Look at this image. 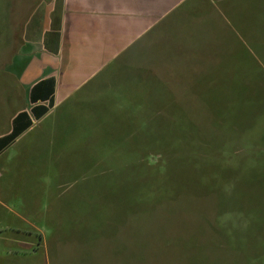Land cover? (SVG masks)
<instances>
[{
    "label": "rangeland",
    "instance_id": "374dc122",
    "mask_svg": "<svg viewBox=\"0 0 264 264\" xmlns=\"http://www.w3.org/2000/svg\"><path fill=\"white\" fill-rule=\"evenodd\" d=\"M26 2L0 0V134L25 102ZM220 4L219 62L162 95L151 128L130 132L127 101L103 116L73 96L0 152V264H235L264 248V0Z\"/></svg>",
    "mask_w": 264,
    "mask_h": 264
},
{
    "label": "crops",
    "instance_id": "0c3cea01",
    "mask_svg": "<svg viewBox=\"0 0 264 264\" xmlns=\"http://www.w3.org/2000/svg\"><path fill=\"white\" fill-rule=\"evenodd\" d=\"M26 3L29 8L20 29L22 57H17L23 62L17 82L23 88L25 102L13 113L8 131L0 137L10 132L12 120L20 112L25 113L21 122L29 119L30 125L15 140L73 96L80 103L94 98L106 102L108 96L111 101L127 102H159L162 95L169 99L178 90L188 91L193 84H203L204 66L219 62V46L209 42L216 38L219 41V34L210 26L216 23L219 33L223 22L220 0ZM208 3L212 4L210 9ZM211 52L217 54L215 60ZM48 78L53 79L51 106L46 97L36 95L34 101L30 98L31 88ZM103 80L106 83L102 84ZM47 87L40 86L35 93L43 94ZM39 105L48 109L35 118L31 108ZM263 243L261 239L256 245ZM244 251L248 252L235 264H264V248L258 250L247 244Z\"/></svg>",
    "mask_w": 264,
    "mask_h": 264
},
{
    "label": "trees",
    "instance_id": "16d2710c",
    "mask_svg": "<svg viewBox=\"0 0 264 264\" xmlns=\"http://www.w3.org/2000/svg\"><path fill=\"white\" fill-rule=\"evenodd\" d=\"M47 85L48 89L45 93L41 94V93H35L36 88H40V86H45ZM52 87H53V79L52 78H48L45 80H42L40 82H38L36 85H34L31 88V92H30V98L33 99L32 101H34V97L36 98V95H40L41 97H46L49 99L48 101V106L52 105V100L49 97V95L52 92ZM44 88V87H43ZM110 97L108 96L106 102H99V105H103V108H99V110L101 111L102 115L104 116V114H108L109 112H111V110L113 108H115L116 106V102H118V100H113L111 101L109 99ZM130 103V105L128 106V109L130 111V116H129V124L128 126L131 128L130 132H137L140 129H143L144 127H149L151 128L154 124V120H153V112L151 111V109L153 107H157V104H164V101H160V102H153V101H128ZM100 107V106H99ZM106 107V110H105ZM48 107L43 106V105H39L37 107H33L31 108L32 114L34 115L35 118L40 117L43 113H45L47 111ZM144 112H146V115L144 114ZM25 118V113L24 112H20L19 114H17L16 117L13 118L12 120V128L10 130L9 133L3 135L0 137V152L6 148L11 142H13L15 140V138L24 130L26 129L29 125H30V120L26 119V121L21 122V119ZM116 232H113L111 234H108L106 236H101L100 238L102 239H107V238H113V235H115ZM99 238V239H100Z\"/></svg>",
    "mask_w": 264,
    "mask_h": 264
}]
</instances>
